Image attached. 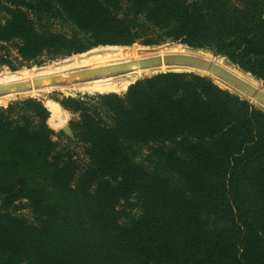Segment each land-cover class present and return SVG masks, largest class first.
I'll list each match as a JSON object with an SVG mask.
<instances>
[{"label":"trees","instance_id":"16d2710c","mask_svg":"<svg viewBox=\"0 0 264 264\" xmlns=\"http://www.w3.org/2000/svg\"><path fill=\"white\" fill-rule=\"evenodd\" d=\"M167 41L264 81V0H0V67L112 46L33 78L152 56L118 46ZM166 53L210 58L264 91L205 52ZM161 69L200 74L0 105V264H264V110L201 74L244 92L165 64L52 87L120 90ZM50 105L77 115L70 135L53 129Z\"/></svg>","mask_w":264,"mask_h":264},{"label":"rangeland","instance_id":"374dc122","mask_svg":"<svg viewBox=\"0 0 264 264\" xmlns=\"http://www.w3.org/2000/svg\"><path fill=\"white\" fill-rule=\"evenodd\" d=\"M55 28L56 29H61V30H65L62 27H60L58 24H55ZM182 44V45H180ZM131 45V46H130ZM133 45V46H132ZM118 46V45H117ZM175 46H179V47H185L191 51L197 52V51H202L207 53L208 55H210V57L212 58H218V59H223L224 61L228 62L229 64H232L233 66H235L236 68H238L239 70L249 74L251 77L254 78L255 82L257 83L258 87H263L264 88V81L258 78H255L254 76H252L249 72L242 70L241 68H239L237 65L233 64L232 62H230L227 58H225L224 56L221 55H215L213 54L211 51L206 50V49H202V48H194V47H190L184 43H178V42H163L160 44H152V45H146V44H141L139 42H134L132 44H122L118 47L124 48L126 50H129L131 52V54L135 57H139L140 55H142L143 53L141 51L145 52H152V55H163L165 53V49L166 48H172ZM104 47H112V46H105V45H99L94 47L93 49H89L87 51H85V53L83 52L82 54L80 53V55L75 54V55H71L65 58H57L55 60H46L45 62H43V64L41 65H32L30 67L27 66H22L17 70H10L7 66H1L0 67V83H5V82H10V81H15V80H24V79H29L32 80L33 76L30 75L32 72L36 71L37 69L43 68V67H50L53 65H58V64H63V65H72L70 63H74L76 61H79L80 59H83V57H89L90 55L94 54L95 51H100L101 49H103ZM119 48V49H121ZM210 60V58H208ZM65 63V64H64ZM108 63V62H107ZM199 68V67H197ZM80 69H84V66H75L73 67L71 70L74 71H78ZM199 69H203V68H199ZM167 71H192V70H186V69H161V70H152V71H148L142 75L135 73L134 74V79H132L131 81H129L126 85V88L124 89H120L118 88V90H113V91H89V90H79V89H74V90H62L59 89L58 87H52L53 85L50 86H43V87H34L32 86V88H29L27 90H23V91H18V92H14V93H9V94H5L0 96V105H7L10 101L15 100V99H25V98H36L41 100L42 102L45 101L48 98L51 97H58L59 99L63 98V97H78V96H82V95H90V96H95L97 94H106V93H111V94H117L119 96H122L125 94L128 86L135 82L138 79H143L145 77L148 76H152L154 74L160 73V72H167ZM24 73L26 74V77L24 78V76H14V75H9V74H13V73ZM195 72V71H192ZM198 73V72H195ZM200 74V73H198ZM201 75H206L208 77H210L215 83L219 84L221 87L227 88L232 92L237 93L238 95H240L243 98H246L247 100H249L251 103H253L255 106L261 108L262 110H264V107L262 105H260L258 102H255L253 100H251L248 96H246L245 94H242L241 92H239L238 90L231 88L230 86H225L223 84H221L220 82L216 81L214 78H212L211 76H209L208 74H201ZM90 79V78H88ZM73 82H69L68 85H70ZM65 91L69 92V94H67ZM49 110L52 114V125H53V129L58 131V130H62V126H68L69 127V122L72 118H76L77 115H73L70 112H68L67 110L64 109H60L58 106L56 105H50L49 106ZM66 122L60 127L61 125V120L64 119L65 117H67ZM63 131V130H62ZM62 142H65L64 138H61Z\"/></svg>","mask_w":264,"mask_h":264},{"label":"water","instance_id":"95a60500","mask_svg":"<svg viewBox=\"0 0 264 264\" xmlns=\"http://www.w3.org/2000/svg\"><path fill=\"white\" fill-rule=\"evenodd\" d=\"M161 63L192 65V66H198L201 68L208 69L214 74H217L221 78L230 82L232 85L239 88L246 94L250 96H254L256 100L264 104V91L257 89L255 86L245 81L244 79L234 74L233 72L229 71L225 67L219 65L218 63L192 53H166L163 55L156 54L152 56H145L136 60L119 62L107 66H100L96 68H84L72 72L65 77L60 76L58 74H49L46 76L33 78L32 80L24 79V80H15L10 82L0 83V95L27 90L29 88H32V86L43 87V86L56 85L57 83H63L70 80H77L80 78L98 75L102 72L127 70L134 66H139V67L154 66V65H159ZM65 92L69 94V92L67 91ZM61 128L66 134L68 135L71 134L70 128L68 126H62Z\"/></svg>","mask_w":264,"mask_h":264},{"label":"bare ground","instance_id":"6f19581e","mask_svg":"<svg viewBox=\"0 0 264 264\" xmlns=\"http://www.w3.org/2000/svg\"><path fill=\"white\" fill-rule=\"evenodd\" d=\"M180 45H182V44H180ZM197 55V54H196ZM200 56V55H199ZM130 61V60H129ZM125 62V61H124ZM119 63V62H118ZM161 64H165V63H161ZM161 64H159V65H161ZM159 65H154V66H147V67H139V66H134V67H132V68H130V69H127V70H120V71H111V72H102V73H100V74H98V75H94V76H90V77H85V78H92V77H96V76H99V75H102V74H111V73H116V72H125V71H132V70H136V69H140V68H149V67H155V66H159ZM165 65H170V66H173V65H184V64H165ZM107 66V65H106ZM185 66H192V65H185ZM100 67V66H99ZM196 67H198V66H196ZM96 68V67H95ZM199 68H201V67H199ZM203 69H205V68H203ZM205 70H208V69H205ZM210 71V70H209ZM211 72V71H210ZM213 73V72H212ZM214 74V73H213ZM215 75H217V74H215ZM218 76V75H217ZM218 77H220V76H218ZM221 78V77H220ZM83 79V78H82ZM223 79V78H222ZM225 80V79H224ZM228 82V81H227ZM230 83V82H229ZM231 84V83H230ZM232 85V84H231ZM234 86V85H233ZM235 87V86H234ZM237 88V87H236ZM237 89H239V88H237ZM240 90V89H239ZM242 91V90H241ZM243 92V91H242ZM245 93V92H244ZM246 94V93H245ZM248 95V94H247ZM0 96H2V95H0ZM250 96V95H249ZM252 97H254V96H252ZM255 98V97H254ZM258 101V100H257ZM259 102V101H258ZM264 105V104H263Z\"/></svg>","mask_w":264,"mask_h":264}]
</instances>
